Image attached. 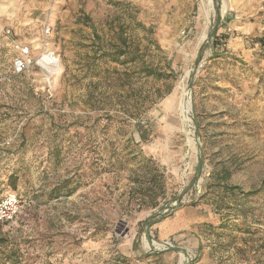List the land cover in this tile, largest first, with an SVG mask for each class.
Masks as SVG:
<instances>
[{"label":"rangeland","instance_id":"obj_1","mask_svg":"<svg viewBox=\"0 0 264 264\" xmlns=\"http://www.w3.org/2000/svg\"><path fill=\"white\" fill-rule=\"evenodd\" d=\"M2 6L0 34L11 25L14 39L38 47L35 58L45 45L60 70L45 89L38 68L15 76V53L0 57V195L26 202L19 219L0 228V264H264V71L249 51L264 58V31L232 28L236 16L264 26V0ZM218 8L222 41L214 45L207 37ZM121 50L137 62H112ZM143 65L162 79L146 77ZM184 90V102L192 99L185 118ZM139 121L151 131L147 143ZM152 168L163 192L148 190ZM58 187L73 194L56 199ZM155 198L161 204L152 209Z\"/></svg>","mask_w":264,"mask_h":264},{"label":"built area","instance_id":"obj_2","mask_svg":"<svg viewBox=\"0 0 264 264\" xmlns=\"http://www.w3.org/2000/svg\"><path fill=\"white\" fill-rule=\"evenodd\" d=\"M53 1V0H50ZM52 32V28L47 26L44 30V36L47 37ZM0 39V57L4 53V41L9 42L15 55L12 57V73L20 76L28 73L32 69L38 68L47 80V87L50 86L51 79L57 75L60 70V59L55 53L48 51L45 45L38 57H33V48L14 39L11 28H4L1 31ZM10 145V141L6 143ZM26 202L14 194L0 195V227L13 223L18 220L23 213ZM171 246L172 244H166Z\"/></svg>","mask_w":264,"mask_h":264},{"label":"trees","instance_id":"obj_3","mask_svg":"<svg viewBox=\"0 0 264 264\" xmlns=\"http://www.w3.org/2000/svg\"><path fill=\"white\" fill-rule=\"evenodd\" d=\"M228 20H230V18H228ZM222 38L224 39L223 41H225L227 39V37H222ZM221 41H222V39L220 37H216L213 40V44L216 45V44H218ZM258 42L261 44V46L264 49V38L259 39ZM220 57H222V56L221 55L214 54L212 59L216 60V59H218ZM110 58H111V61L114 62V63H120V64H125V65H129V64L135 63L138 60V58L135 57L134 54H131V53H129L127 51H124V50L123 51L121 50L119 52H113L112 55H110ZM263 71H264V68H263ZM141 72L146 77H153V78L158 79V80L162 79V76H163L157 70H155V69H153L151 67H148L146 65H143V67L141 69ZM263 79H264V74L260 76V82H262ZM42 80H43V78H42ZM44 86H45V89H48L46 84ZM53 99H54V97H53ZM136 128H137V132H138V134L140 136L141 142H143V143L149 142L150 141V137H151V131H150L149 127H147L146 125H144L142 122L139 121L137 123V125H136ZM23 142L24 141L22 140L21 145L23 144ZM152 169L155 172V175H152V177H151V179L153 178L151 180L153 182L150 183V185L152 184V187L151 188H148V190L149 191L150 190H153V188L156 187L160 191L163 192L165 186L161 183V181H158V179H157L159 176H162L161 175V171H160V169H157V168H152ZM150 171H152L151 168H150ZM229 176H230V173L229 172H224L223 173L224 180H227ZM11 178H13V181L15 183L17 182V180L14 179L13 176ZM64 189L66 191H64ZM236 189H240V188L239 187H230L229 189H227V187H225L224 188V191L225 192H229L230 190H236ZM14 190H16V189H14ZM72 192H73V189L72 190H69V189L64 188V187H61V188L58 187V188H55V190H54V194H56V196H55L56 199L59 198V197H61V196H71L73 194ZM15 195L17 197H19L21 200H23V197L22 196H19L17 194H15ZM158 200H159L158 198H155L154 201H153V203L148 204L147 206L150 207V208H152V209L158 208L160 206V204H161L160 201H158ZM4 242L5 241L0 238V247L4 244Z\"/></svg>","mask_w":264,"mask_h":264},{"label":"crops","instance_id":"obj_4","mask_svg":"<svg viewBox=\"0 0 264 264\" xmlns=\"http://www.w3.org/2000/svg\"><path fill=\"white\" fill-rule=\"evenodd\" d=\"M3 10H6L5 7L4 6L0 7V12H5ZM236 18H237V20H235V22H233L235 24L232 26V28L234 30H240V31H238L239 35H243L246 33H248V34L253 33L255 35H258V34H262V32L264 31V26L262 25V22L260 19L250 20V21L242 23V21H246V20H244L242 17H239V19H238V17L236 16ZM6 28H12L13 29V27L11 25L6 26ZM262 38H264V36ZM0 39H1V34H0ZM22 43L26 44V45L28 44L27 41H24ZM30 43L32 44V43H34V41H30ZM4 45H5L4 51L7 50L8 52L10 51V53L13 52L10 44L6 40L4 41ZM255 46L257 47L258 45L256 44ZM36 48H38V47H36ZM36 48L33 47V50H35ZM249 51H250L252 57L254 58V65L256 66V68H264V58L263 57L257 58V57H259L257 55L258 50H256L255 48H250Z\"/></svg>","mask_w":264,"mask_h":264},{"label":"water","instance_id":"obj_5","mask_svg":"<svg viewBox=\"0 0 264 264\" xmlns=\"http://www.w3.org/2000/svg\"><path fill=\"white\" fill-rule=\"evenodd\" d=\"M223 1V0H222ZM223 7V5H222ZM217 12V20H216V23H215V26L213 28V31L211 32V34L209 35L208 37V41L211 39V40H214L216 37H217V34H218V31H219V27L221 25V18H222V13H221V9L218 8V10L216 11ZM207 41V42H208ZM205 45L203 44L200 51H199V54L197 56V59H196V62H195V67H194V73L198 72L199 69L201 68V56H202V52H203V49H204ZM195 77V75H193V78ZM193 88V81L190 83L189 85V89L191 90ZM192 101V99H191ZM192 109H193V105H192ZM197 139L199 137V132L196 131L195 133ZM202 162H200V165H199V168H198V172H197V178H200L201 175H202ZM196 183H197V179L193 180L191 182V184L189 185V187L187 189H185V191L180 195V197L178 198V200L180 201L183 196L185 195V192L188 191V190H191L193 189L195 186H196ZM170 250H174V251H182V249L180 248H174V247H170Z\"/></svg>","mask_w":264,"mask_h":264},{"label":"bare ground","instance_id":"obj_6","mask_svg":"<svg viewBox=\"0 0 264 264\" xmlns=\"http://www.w3.org/2000/svg\"><path fill=\"white\" fill-rule=\"evenodd\" d=\"M209 3L211 4V0H209ZM208 9H210V8H208ZM227 9L228 8L226 6L223 7V15L227 12ZM207 12H208V14H206V17L208 18L210 11H207ZM208 21H209V19H208ZM207 39H208V37H207ZM188 75H189V73L187 74V76ZM184 91L185 92L183 93V95L181 97V106H180V108H181L182 116H184V118H185L186 113H188L191 110V101L188 100V101L184 102L185 97L188 96L187 95V90H184ZM189 144H190L191 147H193V144H194L193 139L189 138ZM145 245L149 248V244H148L147 241H145ZM185 261H186V256L182 254L181 262L184 263Z\"/></svg>","mask_w":264,"mask_h":264}]
</instances>
